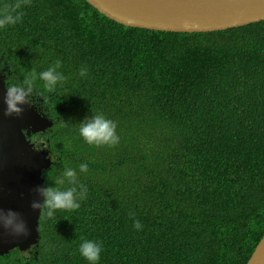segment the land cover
<instances>
[{
	"label": "trees",
	"instance_id": "16d2710c",
	"mask_svg": "<svg viewBox=\"0 0 264 264\" xmlns=\"http://www.w3.org/2000/svg\"><path fill=\"white\" fill-rule=\"evenodd\" d=\"M20 2L0 28V72L27 80L53 121L36 133L53 156L45 187H69L57 182L71 167L85 193L51 217L42 204L37 242L0 264H88L84 239L101 245L98 264H246L264 234V20L174 32L86 0ZM49 67L64 77L53 88L39 79ZM95 114L116 123V145L79 135Z\"/></svg>",
	"mask_w": 264,
	"mask_h": 264
},
{
	"label": "water",
	"instance_id": "95a60500",
	"mask_svg": "<svg viewBox=\"0 0 264 264\" xmlns=\"http://www.w3.org/2000/svg\"><path fill=\"white\" fill-rule=\"evenodd\" d=\"M101 13L125 25L158 30L209 31L264 19V0H86ZM6 81L0 73V209H12L22 231L0 225V253L25 249L38 240L45 188L42 170L52 155L28 136L53 123L26 98L20 111L6 113ZM39 205L33 208L32 204ZM246 264H264V236Z\"/></svg>",
	"mask_w": 264,
	"mask_h": 264
},
{
	"label": "clouds",
	"instance_id": "9594fccd",
	"mask_svg": "<svg viewBox=\"0 0 264 264\" xmlns=\"http://www.w3.org/2000/svg\"><path fill=\"white\" fill-rule=\"evenodd\" d=\"M24 2H26V0H24ZM20 8H21V2L20 0H18V2L6 5L2 9H0V28H3L7 25L16 24L21 19V16L23 14L21 11L18 10ZM259 21H256V22H259ZM217 30H220V29L209 30V31H217ZM166 31L209 32V31H183V30L181 31L180 30H166ZM85 73H86V69L82 68L80 71V75L83 76ZM39 79L44 82L45 87L53 88L56 86V84L59 81H62L64 77L58 71H56L54 67H49L46 70L41 71L39 73ZM25 83L28 84L27 88L16 86V85H11V84L6 86V96H5L6 113L5 114H10L13 112L18 113L20 111L19 105L24 103L26 98L29 104L31 106H34L35 109H37L41 113V111L37 108V105L30 98L27 97V92L31 91V84L27 80L25 81ZM41 114L45 115L44 113H41ZM116 128H117V125L113 120L106 118L102 114H95L90 120H86L80 123L78 131H79V135L88 144L97 145V146L99 145L114 146L119 142V136L117 135ZM38 133H44V132H38ZM33 135H35V138L36 137L39 138L40 136H37L36 133L28 136V138H30L34 142L35 147L49 150V148H47V145L49 143H47L45 147L44 143L41 140H39L37 143V140H34L35 138H33ZM49 152L51 153L50 150ZM52 159H53V156H52ZM80 170L81 172L85 171L86 166L80 165ZM76 177L77 176H76V172L74 171V169L71 167H66L63 172V179L59 180L57 183L60 185L67 183L68 185H70L69 187H66L62 190L58 188H53V187H45L42 190L43 205L47 209V215L49 217H51L54 211L57 209L72 210V209H76L79 207V199L84 196L85 190L81 188L79 192L77 191L75 187V185L78 183ZM32 207L37 208L39 207V205H37L36 203H33ZM133 224L136 228L141 227L138 221H133ZM0 225H2L4 229H12L18 232L23 230V224L17 221V213L13 211L12 209H7V210L0 209ZM263 236L264 234L262 235V237ZM101 250L102 249H101V245L99 244V242L92 240V239H84L79 244V253L88 262V264H98V261L100 259Z\"/></svg>",
	"mask_w": 264,
	"mask_h": 264
},
{
	"label": "rangeland",
	"instance_id": "374dc122",
	"mask_svg": "<svg viewBox=\"0 0 264 264\" xmlns=\"http://www.w3.org/2000/svg\"><path fill=\"white\" fill-rule=\"evenodd\" d=\"M34 140H42V138H35ZM44 140V139H43Z\"/></svg>",
	"mask_w": 264,
	"mask_h": 264
},
{
	"label": "flooded vegetation",
	"instance_id": "af4514ba",
	"mask_svg": "<svg viewBox=\"0 0 264 264\" xmlns=\"http://www.w3.org/2000/svg\"><path fill=\"white\" fill-rule=\"evenodd\" d=\"M41 136H42V135H41ZM41 136H40V137H41ZM40 137H39V138H40ZM36 138H38V137H36ZM38 141H39V140H37V143H38ZM41 141H42V140H41ZM41 141H40V142H41Z\"/></svg>",
	"mask_w": 264,
	"mask_h": 264
},
{
	"label": "bare ground",
	"instance_id": "6f19581e",
	"mask_svg": "<svg viewBox=\"0 0 264 264\" xmlns=\"http://www.w3.org/2000/svg\"><path fill=\"white\" fill-rule=\"evenodd\" d=\"M241 26V25H240ZM237 27V26H236Z\"/></svg>",
	"mask_w": 264,
	"mask_h": 264
}]
</instances>
